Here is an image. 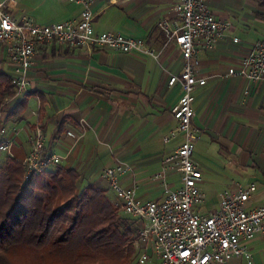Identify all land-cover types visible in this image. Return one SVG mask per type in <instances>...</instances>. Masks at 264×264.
Listing matches in <instances>:
<instances>
[{
	"label": "crops",
	"instance_id": "0c3cea01",
	"mask_svg": "<svg viewBox=\"0 0 264 264\" xmlns=\"http://www.w3.org/2000/svg\"><path fill=\"white\" fill-rule=\"evenodd\" d=\"M174 3L97 0L92 6L95 33L114 32L144 39L147 46L159 52L156 60L99 47L50 44L37 49L26 73L30 93L12 96L4 116L11 142L7 157L24 163L40 131L44 155L58 156L59 166L75 170L83 186L95 184L107 189L103 170L120 162L131 169L122 185L135 183L139 200L160 199L163 183L177 189L181 174L173 169V156L181 137L163 143L162 136L176 126L171 108L180 88L169 87L167 82L171 75L181 72L183 62L176 44L165 46V34L157 27L162 20L172 23ZM205 3L212 15L228 21L231 29L211 48L197 47L192 58L193 71L206 83L194 89L191 124L197 140L200 134L213 145L211 157L194 152L193 160L202 173L199 187L206 199L213 189L222 192L233 188V183H253L256 192L251 203L260 205L264 201V81L248 83L229 76L228 69L238 67L251 46L264 41V0ZM80 11L79 5L67 0H20L7 8L16 19L29 16L42 25L77 19ZM0 71L12 72L2 46ZM19 102L24 104L21 114L7 118ZM228 155L235 162L222 163L220 156ZM219 199L208 210H217ZM201 208H196L199 214L209 213ZM248 247L252 264H264V234ZM229 264L247 263L232 259Z\"/></svg>",
	"mask_w": 264,
	"mask_h": 264
},
{
	"label": "built area",
	"instance_id": "2783aa9c",
	"mask_svg": "<svg viewBox=\"0 0 264 264\" xmlns=\"http://www.w3.org/2000/svg\"><path fill=\"white\" fill-rule=\"evenodd\" d=\"M19 1L0 0V46L12 67L13 97L30 93L26 73L37 49L50 44L69 48L99 47L139 58H158L159 52L147 46L144 39L114 32L95 33L92 6L97 0H67L81 7L79 17L43 25L29 16L16 19L7 12L9 5ZM173 13L172 23L162 20L157 27L165 34V46L170 42L176 44L183 62L181 72L171 75L167 82L169 87L178 85L180 88V95L171 108L176 126L162 136L163 143L181 137L173 156V169L181 174L180 186L171 190L163 183L160 199L139 200L135 183L128 187L122 185L131 171L129 165L118 162L104 169L102 178L114 196V206L140 224L138 235L131 243L137 253L136 264H229L232 259H244L252 264L248 244L264 234V201L260 205L251 203L255 184L233 183V188L221 192L217 210L206 215L196 211L205 196L199 187L202 173L193 160L197 137L191 123L194 89L204 86L206 81L193 71L192 58L197 47L211 48L221 42L231 24L216 19L207 9L205 0H175ZM228 75L248 83L264 81V41L254 43L238 67L228 69ZM11 100V97L4 98L0 104V153L11 147L4 126ZM43 151V136L37 131L32 151L23 163L25 180L52 165H59L58 156H46Z\"/></svg>",
	"mask_w": 264,
	"mask_h": 264
},
{
	"label": "trees",
	"instance_id": "16d2710c",
	"mask_svg": "<svg viewBox=\"0 0 264 264\" xmlns=\"http://www.w3.org/2000/svg\"><path fill=\"white\" fill-rule=\"evenodd\" d=\"M10 76L0 71V104L14 94ZM50 167L25 180L22 162L0 164V264H130L135 220L114 206L108 188Z\"/></svg>",
	"mask_w": 264,
	"mask_h": 264
},
{
	"label": "rangeland",
	"instance_id": "374dc122",
	"mask_svg": "<svg viewBox=\"0 0 264 264\" xmlns=\"http://www.w3.org/2000/svg\"><path fill=\"white\" fill-rule=\"evenodd\" d=\"M9 98V97H7ZM227 150V149H226ZM195 152H196V155H203L204 158H208V156H212L211 155V152H213V145L209 144V142L207 140H204V137H202L200 134H199V138L196 142V145H195ZM7 152H4V153H0V164H4V160L6 159L7 157ZM221 157V162H235V159L234 157L228 155L226 157ZM237 164V163H236ZM220 191H218L217 189H213V193L209 196L206 197V199H204V202L201 204V211L202 210H208V209H212L218 199H219V193L221 192L222 189H219ZM112 199H113V195L112 193H110ZM211 210H208V212H210ZM121 213V212H120ZM139 223L137 221H135L133 223V229L135 230V238L137 237L138 235V231H139ZM134 238V239H135ZM133 239V240H134ZM132 240V241H133ZM131 241V243H132ZM130 246L132 247V244H130ZM133 248V247H132ZM136 261H137V253L135 252V249L133 248V254H132V257H131V262L130 264H136Z\"/></svg>",
	"mask_w": 264,
	"mask_h": 264
}]
</instances>
